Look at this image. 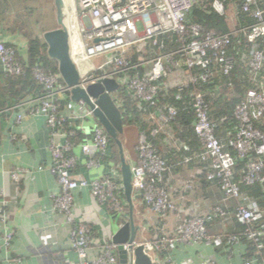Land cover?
Masks as SVG:
<instances>
[{
  "label": "built area",
  "instance_id": "1",
  "mask_svg": "<svg viewBox=\"0 0 264 264\" xmlns=\"http://www.w3.org/2000/svg\"><path fill=\"white\" fill-rule=\"evenodd\" d=\"M229 1L232 0H211V8L216 14L225 15ZM241 1L242 13H250L254 23L220 35L187 22L186 17L196 5V0H71L75 24L72 32L68 30V33L70 53L78 55V65L73 62L80 72L79 86L85 88L99 79H114L119 86H124L127 93L155 110L161 81L180 74L173 85L178 91L189 84L204 83L212 75V63H218L222 73L229 75L236 62L231 52L240 46L241 38L250 45L246 67L254 86L246 90L243 101L235 109L239 126L235 137L228 142L238 158L255 156L246 162L240 183L233 181L235 160L224 151L215 136L203 95L192 93L193 129L203 149L193 158L207 166L203 175L206 181L218 184L222 196L205 215L181 216L183 210L177 201L158 185L164 181L165 175L171 173L172 167L160 157L147 136L140 133L136 146L137 161L131 165V187L132 197L140 196L144 207L143 217L137 212L140 216L138 231L147 237L139 240L136 234L130 245L121 246L114 245L111 240L106 241L98 253L91 256L93 231L75 221L73 192L89 188L94 200L106 206L111 217L124 219L120 227L128 221L125 210L128 204L119 197L121 192L124 193L119 166H115L111 174L92 181L73 176L72 171L78 165V159L72 152L77 145L73 141L77 129L66 127V124L77 122L80 131L84 130L87 122L93 124L90 142L80 145L82 153L89 157L86 162L89 170L99 169L107 155L110 143L107 133L95 123L91 109L83 102L70 100L71 88L60 84L59 74L46 73L38 67L32 69V74L39 84V95L0 112L1 115L27 107L28 115L43 114L46 117L52 172L59 185L54 206L72 225L71 247L77 254V264H119L118 247L127 252V264H134L133 250L138 246L143 247L152 264H264V209H259L240 189L242 184H258L264 191V131L257 127L259 122H264V12L258 7V0ZM231 9L235 11L232 4ZM258 40L262 45L257 44ZM168 44L173 49L167 50ZM101 58L102 62L95 63ZM88 64H96V67L90 69L91 72L83 71ZM0 65L11 76L23 72L17 50L3 42H0ZM195 68L201 73L192 75L190 71ZM113 99L120 109L114 94ZM176 99L180 96L177 95ZM175 117L174 107H167L163 113L152 112L150 118L156 121V125L150 135L156 137L165 133ZM23 119L24 116L18 114L16 123ZM92 149H95L96 157L92 156ZM11 176L14 180L19 179L18 172ZM193 185V182H186L185 192H192ZM1 206L4 203L1 202ZM176 216L180 217L179 223L165 229L168 218ZM217 222L221 231L209 232L207 225ZM5 223L6 214L0 209V230L4 229ZM235 223L246 227L242 236L250 241L251 248H255L252 257H246L247 250L241 238L229 232ZM11 234L3 233L6 243L11 241ZM185 249L197 252L185 262H178L175 254L178 251L187 253ZM205 249L211 252L205 253ZM7 264H20V260L11 258Z\"/></svg>",
  "mask_w": 264,
  "mask_h": 264
},
{
  "label": "crops",
  "instance_id": "2",
  "mask_svg": "<svg viewBox=\"0 0 264 264\" xmlns=\"http://www.w3.org/2000/svg\"><path fill=\"white\" fill-rule=\"evenodd\" d=\"M5 33L0 29V39L24 47L23 41ZM71 54L77 64L78 55L72 52ZM95 65L88 64L82 70H92ZM180 77V74L171 76L166 80V86L172 88ZM38 95L37 92L33 96ZM27 112V107H21L0 115V203H4L0 209L6 214L4 229L0 230V264H7L11 258L19 259L20 264H77V254L71 247L72 225L54 206V197L59 194V185L52 172L47 119L43 114L30 116ZM18 114L24 116L20 123H16ZM74 125L81 137L76 140L77 145L72 151L78 159V165L72 171L73 176L92 181L111 174L113 168L119 166L112 162L111 155L102 159L99 169L86 168L89 157L82 153L80 145L90 142L93 124L87 122L82 131L77 122ZM169 144H172L170 139L161 144L163 152L168 155ZM92 156L96 157L95 149H92ZM13 172L19 173L18 180L12 179ZM201 173V167L198 165L182 164L178 166L176 174L166 182L168 193L183 210L182 217L205 215L222 199L217 187L203 185ZM188 181L194 184L192 192H185L184 185ZM132 204L133 220L139 226V214L143 217L144 211L141 197L133 196ZM73 205L75 221L89 226L93 231V244L89 254L94 256L104 242L111 240L120 224H116L106 206L99 205L94 200L89 188H79L73 192ZM179 219V216L169 217L165 222V229H171L179 223ZM4 232L12 233L9 243L4 240ZM144 237L147 236L137 232V239ZM185 250L187 253L178 251L175 254L178 262H185L195 253V249ZM210 252V249H205V253Z\"/></svg>",
  "mask_w": 264,
  "mask_h": 264
},
{
  "label": "trees",
  "instance_id": "3",
  "mask_svg": "<svg viewBox=\"0 0 264 264\" xmlns=\"http://www.w3.org/2000/svg\"><path fill=\"white\" fill-rule=\"evenodd\" d=\"M241 0H232L226 3L227 9L225 15L216 14L211 8V0H196V5L187 15V22L201 26L206 31H214L217 34H227L238 27H247L254 23L253 17L249 14L242 13L240 9ZM39 0H0V29L4 30L5 35H10L19 40H23L24 47L13 45L0 39L6 46L13 47L17 50V57L22 64L23 72L17 76L6 74L0 65V112L20 104L34 97L39 93V84L34 79L32 69L38 67L46 73L58 74L57 63L51 60L47 55V46L45 45L42 35L43 33L54 29L48 26L47 21L50 12L40 8ZM231 4L235 6V11L231 9ZM258 7L264 12V0H258ZM45 14V15H44ZM48 14V15H46ZM56 19V12H54ZM54 18V17H53ZM47 20V21H46ZM257 44L262 45L260 40ZM173 49L170 44L167 50ZM248 50L250 45L241 38V44L231 52L235 56V67L229 75L222 73V67L218 63H212L210 66L211 77L206 82H200L198 85L189 84L186 88L178 91L176 88H169L166 80L161 81L159 86V95L156 100L157 109L151 108L148 104L139 102L136 98L126 92L124 86L114 93L116 102L120 106L123 116L124 126H135L139 133L147 136L148 141L154 145L160 157L172 167L171 173L165 175L164 181L158 185L167 190V180L174 176L180 165H198L201 167V178L203 185H214L218 189V184L206 181L204 171L207 166L197 159L194 155L203 152L194 133L195 115L192 109L193 92L203 95L204 101L208 106V116L211 124L214 126L215 136L224 148V151L232 155L235 160L236 173L233 181H241V177L245 172V164L249 159H254L252 154L249 158L240 159L234 149L229 147L228 142L234 138L238 130L239 122L235 117L236 107L243 101L247 89L254 86L248 68L246 67L248 60ZM192 75L201 73L197 68L190 71ZM60 84L65 86L60 80ZM180 99H176V96ZM167 107L176 109V117L174 121L165 129V133H161L156 137L150 135L156 121L150 118L152 112L163 113ZM96 122V121H95ZM76 130L74 124H66ZM257 127L264 131V122L258 123ZM76 135L73 141L80 140V132L75 131ZM171 136H170V135ZM172 137V138H170ZM170 139L172 144L168 150L169 155L165 154L161 148V144H165ZM168 145V146H169ZM118 149L114 142L110 140L107 156L115 165L119 164ZM185 160H189L185 162ZM180 162V163H177ZM241 192L246 195L250 201L264 209V191L261 186L242 184ZM219 191V190H218ZM221 195V193H220ZM120 199L125 202L124 193L119 195ZM126 220H129V206H125ZM116 224H121L123 218H113ZM263 226V225H261ZM208 231L211 233L220 232V223L207 225ZM260 227V226H259ZM246 227L233 224L229 228V232L241 238L246 248V257H252L254 249L250 247V241L243 237L242 234ZM257 228L254 226V229ZM197 252V250H195Z\"/></svg>",
  "mask_w": 264,
  "mask_h": 264
},
{
  "label": "water",
  "instance_id": "4",
  "mask_svg": "<svg viewBox=\"0 0 264 264\" xmlns=\"http://www.w3.org/2000/svg\"><path fill=\"white\" fill-rule=\"evenodd\" d=\"M56 12L57 27L42 35L47 46V55L57 63V70L65 86L71 88L70 100L73 103L83 102L93 112V118L99 124L112 142L115 143L119 154V171L121 174L124 197L129 205V220L124 223L112 236L114 245H130L137 234L139 226L134 224L131 164L137 161L136 146L139 142V130L135 126H124L121 110L113 99V94L119 89L114 79L103 78L85 88L79 86L80 72L73 62L70 53L69 33L64 23L63 0H53ZM122 137L125 138L122 143ZM137 198V196H136ZM119 264H127V252L118 247ZM134 264H152L144 253L143 247L133 250Z\"/></svg>",
  "mask_w": 264,
  "mask_h": 264
},
{
  "label": "rangeland",
  "instance_id": "5",
  "mask_svg": "<svg viewBox=\"0 0 264 264\" xmlns=\"http://www.w3.org/2000/svg\"><path fill=\"white\" fill-rule=\"evenodd\" d=\"M39 1L41 3L39 5L40 8L45 10V11H49L50 12L49 17H48V21L46 20L47 21L46 24H48V26H50V27L56 28L57 27V22H56L55 15H54L55 7H54V4H53V0H39ZM63 2H64V10L63 11H64V15H65L64 16V23H65L67 29L69 30V32L71 33L72 32V27L75 24L74 23L75 17H74V13H73V9H72V4H71V1H67V0H64ZM66 3L71 4L72 12L70 14L67 12V10L65 8V4ZM46 15H48V14H46ZM102 60H103V58L95 60V63L96 62H102ZM121 141H122V143H124L125 138L122 137ZM134 224L136 225L135 222H134Z\"/></svg>",
  "mask_w": 264,
  "mask_h": 264
},
{
  "label": "bare ground",
  "instance_id": "6",
  "mask_svg": "<svg viewBox=\"0 0 264 264\" xmlns=\"http://www.w3.org/2000/svg\"><path fill=\"white\" fill-rule=\"evenodd\" d=\"M67 1H71V0H67ZM65 8H66V10H67V12H68L69 14L72 12L71 4L66 3V4H65Z\"/></svg>",
  "mask_w": 264,
  "mask_h": 264
}]
</instances>
